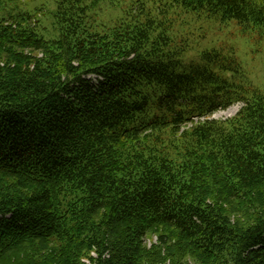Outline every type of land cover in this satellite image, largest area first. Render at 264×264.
Listing matches in <instances>:
<instances>
[{
    "label": "trees",
    "instance_id": "16d2710c",
    "mask_svg": "<svg viewBox=\"0 0 264 264\" xmlns=\"http://www.w3.org/2000/svg\"><path fill=\"white\" fill-rule=\"evenodd\" d=\"M122 1L0 0V264H264V91L234 42L182 59L264 0Z\"/></svg>",
    "mask_w": 264,
    "mask_h": 264
},
{
    "label": "rangeland",
    "instance_id": "374dc122",
    "mask_svg": "<svg viewBox=\"0 0 264 264\" xmlns=\"http://www.w3.org/2000/svg\"><path fill=\"white\" fill-rule=\"evenodd\" d=\"M126 4L127 1L123 0L122 4L118 6L120 8L117 12L111 14L109 11H105L100 15V19L107 21L117 15H125L122 8H124ZM216 25V23H209L201 26L200 28H197L198 25H190L189 28L186 27L189 31H192V34H189L190 47L184 52L182 59L184 61L195 59L202 49L216 45L220 41V38L221 40L234 42L237 48V56L250 80L254 85L264 91V42L254 37L248 38L240 36L238 33H232L230 32L232 31L230 27L227 28L228 31H223L227 33L226 35H221V32L216 28ZM240 107L241 103H235L225 110L215 112L213 114V118L225 119L231 117L239 110ZM144 242L148 247H150L152 244H157L158 239L154 234L152 236L145 237ZM159 264H168V260Z\"/></svg>",
    "mask_w": 264,
    "mask_h": 264
}]
</instances>
